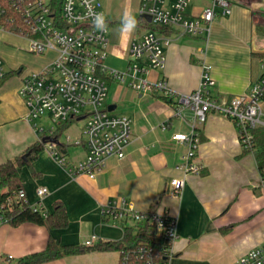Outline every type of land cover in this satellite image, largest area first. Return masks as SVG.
<instances>
[{"label":"crops","instance_id":"obj_1","mask_svg":"<svg viewBox=\"0 0 264 264\" xmlns=\"http://www.w3.org/2000/svg\"><path fill=\"white\" fill-rule=\"evenodd\" d=\"M98 1L109 29L105 63L112 68V63L124 62L127 68L130 44L147 30L136 27L130 36L122 34V16L129 8L139 22L142 0ZM175 1L165 0V6L170 7ZM230 1L231 14L218 17L210 34L180 37L179 29L172 28L173 32L167 35L172 44L165 48V67L151 71L148 79L167 82L173 93L170 102L160 93L142 96L126 84L107 79L106 109L113 116H124L132 122L133 139L123 159L110 158L94 178L71 175L46 144L31 167L20 171L29 204L52 214L55 203L61 202L69 224L65 229H52L48 224L13 227L0 223V264H9V257H13L11 263H16L40 253L50 239L60 247H85L92 237H97L94 244L122 241L124 224L104 215L111 202L121 200L131 203L136 211L167 213L176 220L178 236L171 244L173 255L168 264H235L241 256L264 244L261 175L254 154L244 151L238 130L229 119L215 112L208 115L206 123L199 127L200 173L187 178L178 197L171 194L170 188L172 179L182 176L177 167L186 152V147L172 137L188 133L194 122L190 109L183 110L185 119L176 115L179 98L199 88L204 66L210 68L216 82L211 90L216 99L247 93L262 74L264 0ZM211 3L212 0H197L188 8V17L200 16ZM50 53L35 55L29 50L27 39L0 28V58L10 74L0 84V164L23 156L40 141L20 89L28 74L41 72L54 61ZM262 111L264 119V100ZM82 130L83 127L68 136L79 139ZM60 139L63 144L65 140ZM61 150L68 165L87 155L84 144L74 145L73 149L62 146ZM42 188L48 193L39 197L37 191ZM125 226L133 227L134 223L128 221ZM120 259L119 251L87 252L42 264H120Z\"/></svg>","mask_w":264,"mask_h":264},{"label":"built area","instance_id":"obj_2","mask_svg":"<svg viewBox=\"0 0 264 264\" xmlns=\"http://www.w3.org/2000/svg\"><path fill=\"white\" fill-rule=\"evenodd\" d=\"M9 7L19 16L20 33L29 42V50L35 55L56 52L54 61L41 72L28 74L22 81L20 96L29 109V121L39 133L41 141L47 140L58 163L65 166L71 175L87 174L94 178L112 157L123 159L131 144L132 122L124 116H113L106 109L108 96L107 79H114L138 92L142 96L160 93L171 98L172 91L165 80L152 82L148 75L153 70L165 67V48L172 44L170 36L160 32L147 31L140 39L133 41L128 50V66L124 72L108 67L105 63L109 52V29L98 30L93 22L95 14L102 13L98 0H6ZM197 0H176L170 7L165 0H142L141 15L151 17L150 24L162 28H178V36H200L211 32V25L218 17H227L232 12L230 0H212L211 5L195 18L187 15L188 8ZM4 13L0 9V15ZM261 77L249 91L230 99H216L211 90L216 87L210 75V68L204 66L199 88L192 94L179 98L180 108L176 115L185 119L183 110L193 112L194 122L188 133H176L172 140L186 147L182 162L177 169L180 178L170 182L171 194L178 197L185 187L187 178L201 171L198 163L201 133L211 112L220 114L234 123L239 140L244 148L251 149L252 131L264 126L262 103L264 100V61L261 63ZM7 72L0 58V84ZM73 120L83 121L82 137H66L61 146L84 144L86 158L68 165L62 150L54 143L58 129ZM51 127L46 128V124ZM60 139V138H59ZM261 185L264 188L263 181ZM46 188L37 195L44 197ZM24 193H21L23 197ZM34 208L33 206H31ZM35 209V208H34ZM37 210V209H35ZM44 215L47 213H43ZM104 215L118 223H149L151 231L168 241L163 255H173L171 244L177 238L176 220L167 213L136 211L124 200L111 202ZM0 223L2 217L0 216ZM97 237L87 240L85 245L94 244ZM13 257H9L12 260ZM154 248L141 244L129 252L121 253V264H157ZM235 264H264V244L241 256Z\"/></svg>","mask_w":264,"mask_h":264},{"label":"trees","instance_id":"obj_3","mask_svg":"<svg viewBox=\"0 0 264 264\" xmlns=\"http://www.w3.org/2000/svg\"><path fill=\"white\" fill-rule=\"evenodd\" d=\"M61 4L62 0L56 1V5L59 6V9ZM0 9L4 10V13L0 15V28L14 34H19L21 32L19 30V23H21L19 16L9 7L6 0H0ZM137 28L160 32L164 35H169L173 32L172 28L156 27L148 23L144 18L139 20ZM9 75L10 74H7V76ZM163 99L167 102L171 101V98L168 97H163ZM73 123L74 121L70 120L58 129L54 143L60 149L62 146L59 138L62 132L67 130ZM252 135V148H243L245 152L254 154L261 180L264 184V126L255 128L252 131ZM44 138L28 149L26 152V154H28L27 160H23L24 154L21 157L0 164V216L2 217L3 223H8L13 227L25 223L37 225L48 224L52 229H65L68 227L69 218L63 203L56 202L53 213L44 215L42 212L31 207L24 193L20 171L27 166L31 167L32 163L38 159L45 145L48 143L47 141L46 143L44 142ZM22 192L24 193L23 197L20 196ZM123 227L124 238L119 242H99L85 247H60L50 239L44 251L29 255L16 263H11L12 261L9 259L8 262H10L9 264H42L66 256L84 254L87 252L119 251L121 254L123 252L132 251L141 244H147L154 248L156 255L155 262L157 264H168L169 259L163 255V252L170 245L166 239L160 238L151 231L152 227L149 223L135 224L133 227L125 226L124 223Z\"/></svg>","mask_w":264,"mask_h":264},{"label":"clouds","instance_id":"obj_4","mask_svg":"<svg viewBox=\"0 0 264 264\" xmlns=\"http://www.w3.org/2000/svg\"><path fill=\"white\" fill-rule=\"evenodd\" d=\"M93 22L98 30L105 31L107 29V24L102 13L95 14ZM137 23L138 22L131 10L129 8H125L122 16L120 32L124 35L130 36L135 31Z\"/></svg>","mask_w":264,"mask_h":264},{"label":"rangeland","instance_id":"obj_5","mask_svg":"<svg viewBox=\"0 0 264 264\" xmlns=\"http://www.w3.org/2000/svg\"><path fill=\"white\" fill-rule=\"evenodd\" d=\"M50 57H52V60H54L56 57H57V53L56 52H51L50 53ZM113 62V61H112ZM111 66H112V69L114 68V69H117V70H119V71H121V72H124L125 71V67H126V64L124 63V62H119V61H117V63H112L111 64ZM84 126V123H83V121H76L74 124H73V126L70 128V130L68 131V132H66V133H64L62 136H61V141H64L65 140V138H66V136H68V135H71V136H74V134L76 133V132H80V130L82 129V127ZM51 126L47 123L46 124V128L47 129H49ZM70 148H72L73 149V147H74V145H71V146H69Z\"/></svg>","mask_w":264,"mask_h":264},{"label":"water","instance_id":"obj_6","mask_svg":"<svg viewBox=\"0 0 264 264\" xmlns=\"http://www.w3.org/2000/svg\"><path fill=\"white\" fill-rule=\"evenodd\" d=\"M142 18H144L148 23H151L152 22V19H151V17L150 16H148V15H144V16H142ZM111 111V110H110ZM46 139H44V142L46 143ZM27 158H28V154H25L24 156H23V160H27Z\"/></svg>","mask_w":264,"mask_h":264}]
</instances>
